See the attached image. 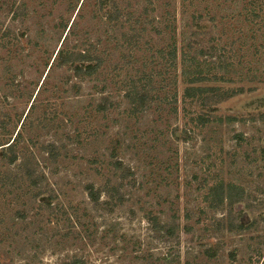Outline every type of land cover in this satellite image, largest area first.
Here are the masks:
<instances>
[{"label":"rangeland","instance_id":"1","mask_svg":"<svg viewBox=\"0 0 264 264\" xmlns=\"http://www.w3.org/2000/svg\"><path fill=\"white\" fill-rule=\"evenodd\" d=\"M17 132L0 264H264V0H0Z\"/></svg>","mask_w":264,"mask_h":264},{"label":"trees","instance_id":"2","mask_svg":"<svg viewBox=\"0 0 264 264\" xmlns=\"http://www.w3.org/2000/svg\"><path fill=\"white\" fill-rule=\"evenodd\" d=\"M103 4V2H101ZM196 35V33H194ZM192 42V41H191ZM95 49V48H94ZM176 43H174V46H173V50L170 51L169 54L173 55V57H175V54H176ZM74 50V49H73ZM69 51V50H68ZM82 52L79 53V56L80 58H78L77 61H85L84 59L90 61L92 58L90 57V54L89 53V50L88 49H84V50H81ZM59 53V51H58ZM60 61H61V64H65L66 63V55L61 51L60 53ZM69 54V53H68ZM73 62V61H71ZM97 63L95 64H91V63H88L87 65H85V67L83 68V65L82 66H77L75 65L74 66V71L75 74L78 75V73H82V74H93V72H95L96 68H97ZM199 79H188V82H189V86L186 87V89H190V90H195V91H198L200 92L202 87H195V86H192V82L194 81H198ZM131 93H128L127 96H130ZM134 97H133V100H135V97L137 99H143L145 98V95L144 93L139 95V92L136 91V93L133 94ZM134 102V101H132ZM103 109V108H101ZM19 133L17 132L15 134L14 137H12L11 139H8L6 142L2 143V140L0 139V157H2V159L4 160H7L9 163H12V162H15L17 161L18 159H20V157H18V153H17V143L19 142ZM93 185H87L85 187L89 197L92 199V200H95V192H94V189L92 187ZM168 234V233H167ZM77 263H81V262H77ZM76 264V263H74ZM82 264V263H81Z\"/></svg>","mask_w":264,"mask_h":264},{"label":"water","instance_id":"3","mask_svg":"<svg viewBox=\"0 0 264 264\" xmlns=\"http://www.w3.org/2000/svg\"><path fill=\"white\" fill-rule=\"evenodd\" d=\"M76 264H81V263H76Z\"/></svg>","mask_w":264,"mask_h":264}]
</instances>
